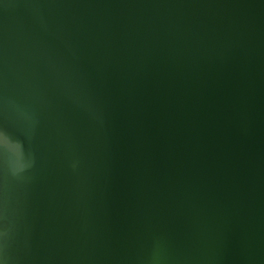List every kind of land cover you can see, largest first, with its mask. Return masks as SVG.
Returning a JSON list of instances; mask_svg holds the SVG:
<instances>
[{"label":"water","instance_id":"water-1","mask_svg":"<svg viewBox=\"0 0 264 264\" xmlns=\"http://www.w3.org/2000/svg\"><path fill=\"white\" fill-rule=\"evenodd\" d=\"M0 264H264V0H0Z\"/></svg>","mask_w":264,"mask_h":264},{"label":"snow or ice","instance_id":"snow-or-ice-1","mask_svg":"<svg viewBox=\"0 0 264 264\" xmlns=\"http://www.w3.org/2000/svg\"><path fill=\"white\" fill-rule=\"evenodd\" d=\"M4 142H5V133L2 130H0V148H2Z\"/></svg>","mask_w":264,"mask_h":264}]
</instances>
